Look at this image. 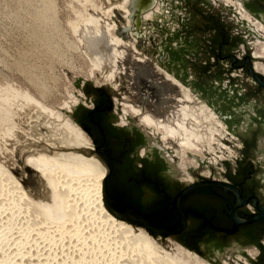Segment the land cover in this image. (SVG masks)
<instances>
[{"label": "flooded vegetation", "instance_id": "af4514ba", "mask_svg": "<svg viewBox=\"0 0 264 264\" xmlns=\"http://www.w3.org/2000/svg\"><path fill=\"white\" fill-rule=\"evenodd\" d=\"M118 2L128 11L115 5L122 23L111 22L115 33L130 37L127 49L118 45L125 50L119 68L127 65L133 75L134 97L120 101L119 92L86 86L84 99L70 110L108 167L110 207L118 214L132 207L163 227L178 225L179 232L168 237L207 259L204 249L240 247L253 264H264V219L239 224L234 232L215 228L234 226L227 213L228 199H237L225 188L230 183L243 197L237 208L242 219L264 212V73L256 67L264 66V0ZM143 42L149 46L141 53ZM182 87L193 95L192 105L198 97L239 141L232 143L238 156L223 163L222 173L201 160L189 177L182 176L170 145L180 152L178 143L165 141L142 120L146 111L165 120L173 116ZM127 103L142 111H124ZM204 216L215 227L203 226Z\"/></svg>", "mask_w": 264, "mask_h": 264}, {"label": "rangeland", "instance_id": "374dc122", "mask_svg": "<svg viewBox=\"0 0 264 264\" xmlns=\"http://www.w3.org/2000/svg\"><path fill=\"white\" fill-rule=\"evenodd\" d=\"M116 1L120 0H0V220L6 222L8 235L16 231L17 224L24 225L27 233L38 231L57 235L62 229L58 223L53 224L54 222L40 226L39 223L34 225L31 220L26 221L30 218L26 210L28 207L22 200L17 201L15 186L20 184L32 199L50 202L52 192L46 180L40 172L29 166L27 160L36 156L38 149L42 150L47 144L56 143L57 137L53 128L54 121L42 109L32 111L26 106H17V93L26 94L38 100L44 107L57 111L64 117L69 116L68 118H71L70 110L77 106L72 102L75 99L77 102L84 99L83 88L86 86H103L114 93L119 92L120 101H126L127 96L134 97L133 75L128 71V66L118 67L114 79L107 78L113 70V64L106 60L99 69L93 67L90 61L94 52L90 49L89 40L85 35V40L82 41L84 45L79 41L85 28L79 27V35L73 31L72 23L80 19V15L86 11L100 18L102 26H105V21L115 23L111 22L114 20L120 26L122 20L119 10L113 7L122 3H113ZM116 33L123 40V48H126L130 37H126L124 32L119 33L118 29ZM77 42L80 43V49ZM138 46L143 53L149 43L143 42ZM156 106L161 107L162 104L158 102ZM193 106L204 107L211 113L198 97L195 98ZM214 118L220 132L213 151H204L202 155L187 152L184 157L176 144L170 143L172 153L178 156L176 162L182 176L189 177V169H197L201 160L205 163L208 160L213 169L222 173L223 163L238 156L237 148L232 145L234 142L239 143L236 136L228 132L215 115ZM18 126L21 129L19 135ZM63 151L73 152L69 148ZM83 153L92 154L89 151ZM203 169L205 174L209 173L207 167ZM57 227H60L59 230ZM156 237L173 253L179 245L183 247L174 237L166 239L164 236L155 235ZM203 251L211 259L195 254L209 264H253L251 255L240 247L225 248L214 253L209 249Z\"/></svg>", "mask_w": 264, "mask_h": 264}, {"label": "bare ground", "instance_id": "6f19581e", "mask_svg": "<svg viewBox=\"0 0 264 264\" xmlns=\"http://www.w3.org/2000/svg\"><path fill=\"white\" fill-rule=\"evenodd\" d=\"M72 25L78 35L79 27L85 28L79 41L82 43L85 35L89 40L90 49L94 52L90 61L93 67L99 69L108 60L113 64V70L107 78L114 79L119 60L125 57V50L118 48L123 40L114 32L116 24L105 21V26H102L100 18L86 11ZM77 47L80 49L78 42ZM256 67L264 73L263 65ZM182 92L183 96L179 98L182 104L173 112V116L165 120L160 115L146 111L142 120L160 132L165 141H176L184 157L187 152L202 155L206 150L213 151L220 132L214 115L204 107L191 106L193 95L187 88L182 87ZM16 101L17 106H26L32 111L42 109L54 121L50 120L54 123L57 136L56 143L38 149L37 155L27 160L29 166L40 172L46 180L52 192L50 202L32 199L20 184L15 186L17 201L22 200L28 207L26 210L30 218L26 221L31 220L34 225L54 222L62 229L57 227V235L42 233L41 228V233H27L24 225L17 224L16 231L8 235L6 222L0 220V264H209L180 245L175 253L167 250L157 238L134 222L137 216L118 214L111 207L108 208L105 195L108 167L93 151L87 134L69 116L64 117L44 107L26 94L17 93ZM72 103L76 104L77 99ZM124 109L134 113L142 111L132 104H127ZM20 131L18 126L17 135ZM62 147L73 152L65 153ZM85 151L92 154L85 155Z\"/></svg>", "mask_w": 264, "mask_h": 264}, {"label": "water", "instance_id": "95a60500", "mask_svg": "<svg viewBox=\"0 0 264 264\" xmlns=\"http://www.w3.org/2000/svg\"><path fill=\"white\" fill-rule=\"evenodd\" d=\"M93 151H95L96 155L98 156V158L100 160H102V154L100 152H98L95 148L93 149ZM103 161V160H102ZM191 186L187 187L186 189H184L183 191L189 189ZM227 188H230L232 189L235 193H236V201L234 203L230 202L229 199H228V204L230 206V212H227L226 209L225 211L231 215L234 219H235V223H234V226L233 228H217L215 227L212 223H210V220H207V218L205 217V222L203 223V226L206 224V223H210L211 226L215 227L216 229H221V230H226V231H229V232H234L238 225L239 224H242V223H246V222H251V221H255V220H259V219H264V212H260L258 213L257 215L253 216L252 218H249L247 220H244L242 219L238 214H237V208L239 205L243 204L244 200H243V197L241 195V192L240 190L233 184H227L226 187ZM106 195V194H105ZM107 202V200H106ZM108 208H110V205L108 203H106ZM126 213V214H125ZM122 214V213H121ZM123 214L125 215H130V214H134L135 216H137V220L135 219V223H138L139 226H142L144 227L152 236L155 237L154 234L156 235H162V236H165V237H168V236H171V235H176L178 232H179V229L177 228L178 225H175V226H166V227H163V226H160L156 223H153L151 222L150 220H148L147 218H145L140 212L139 210H136L132 207H127V211L124 212ZM124 215V216H125ZM197 215L199 216H203L202 214H199L197 213ZM128 217V216H127ZM130 217V216H129ZM130 219V218H128ZM134 219V218H133ZM131 220V219H130ZM152 231V232H151ZM157 238V237H156Z\"/></svg>", "mask_w": 264, "mask_h": 264}]
</instances>
